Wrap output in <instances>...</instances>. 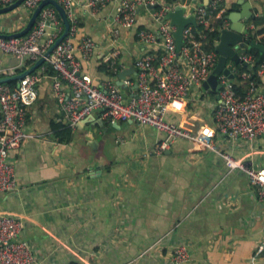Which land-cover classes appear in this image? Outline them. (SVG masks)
Instances as JSON below:
<instances>
[{"label": "crops", "instance_id": "1", "mask_svg": "<svg viewBox=\"0 0 264 264\" xmlns=\"http://www.w3.org/2000/svg\"><path fill=\"white\" fill-rule=\"evenodd\" d=\"M87 1L75 0L73 6L75 39L87 34L97 43L84 65L95 80L111 77L99 70L101 63L116 72L134 66L146 50H159V44L141 43L134 33L138 26L157 29L153 7L137 4L136 24L121 27L116 37L110 30L116 27L112 20L120 0L99 9ZM245 4L255 17L264 14V0H221L208 22L217 27L226 10L228 18ZM24 15L21 5L0 20L12 24ZM117 42L119 55L110 58ZM15 61L3 55L0 67ZM256 80L264 93V74ZM51 83L52 74L43 73L25 125L33 136L9 153L18 187L0 190V211L22 218L20 238L33 248L34 264H264V250L257 251L264 239V197L244 170H229L217 152L185 138L157 152L163 131L132 119L111 122L100 109L70 128V140H60L55 130L66 126ZM218 94L202 82L168 108L166 119L191 130L214 126ZM215 141L255 167L264 166V135L249 140L216 133ZM178 244L188 246V261H172Z\"/></svg>", "mask_w": 264, "mask_h": 264}, {"label": "built area", "instance_id": "2", "mask_svg": "<svg viewBox=\"0 0 264 264\" xmlns=\"http://www.w3.org/2000/svg\"><path fill=\"white\" fill-rule=\"evenodd\" d=\"M15 0H0V7ZM41 0H24L22 6L27 12L12 24L0 20V33H12L26 24L34 8ZM66 9L70 19L68 34L55 46L47 60L51 63L52 93L62 110L59 118L66 126L74 128L77 122L100 109L103 118L135 120L150 124L165 133L156 151L163 152L177 138H185L217 152L224 159L229 170H244L259 187L258 193L264 197V166L255 167L247 160L222 149L215 141V134L226 137H243L249 140L264 135V93L257 90L258 81L253 73L244 70L240 73L244 90L238 91L234 81L225 73H220V101L213 110L214 126L202 124L191 130L166 119L171 105L178 104L188 96L192 87L201 85L213 71L218 52L204 46L209 31L216 27L208 22L209 13H217L221 0H210L207 4L186 3V12L196 16L197 26L192 24L183 31L184 43L180 50L174 36L176 27L164 19L166 11L173 4L161 0H120L116 6L110 34L118 37L122 28H131L137 22V4H156L151 16L157 23V29L143 26L135 28L136 38L145 44H159V50L149 49L134 59L136 77L128 74L123 78L125 89L111 77L95 80L84 67L96 50V41L87 34L76 40V19L73 6L75 0H58ZM109 0H88L87 5L99 9ZM20 5V6H21ZM229 26L228 18L222 28ZM63 22L52 4H45L30 30L20 36H0V59L3 55L16 58L13 65L0 67V76L7 71L21 68L35 61L63 31ZM255 27L249 23L245 28V37L249 40V30ZM221 28V29H222ZM220 29V30H221ZM254 40L264 43V36L256 35ZM119 55L117 42L110 52V58ZM241 60L254 62V55L240 52ZM231 62L227 65L230 67ZM30 66V64H29ZM27 66V67H29ZM231 68V67H230ZM124 69V67H122ZM43 70V68H42ZM233 71V69H231ZM118 70L116 71V73ZM264 74V58L257 76ZM43 76L41 71H33L20 79L19 86L11 87L0 83V190L12 191L18 187L14 163L9 158L11 150L18 148L25 139L33 136L25 129L29 106L38 95L37 84ZM23 228L21 217L0 211V264H34L36 254L31 245L20 238ZM264 250V239L257 244V251ZM190 251L186 244H178L172 251V261H188Z\"/></svg>", "mask_w": 264, "mask_h": 264}, {"label": "water", "instance_id": "3", "mask_svg": "<svg viewBox=\"0 0 264 264\" xmlns=\"http://www.w3.org/2000/svg\"><path fill=\"white\" fill-rule=\"evenodd\" d=\"M24 0H15L12 3L1 6L0 14L7 13L11 10L19 7ZM45 4H52L62 22H63V31L61 34L55 39V41L48 47V49L41 55L38 59H36L29 67H26L22 71H19L10 75H2L0 76V83H6L10 80L17 81V86H19L20 79H22L26 74L33 72L36 68H38L43 62L47 60L55 46L68 34L70 29V19L68 17L67 11L65 7L58 0H41L38 5L34 8L31 15L29 16L26 24L18 31H14L12 33H0V36L10 37V36H20L26 34L30 28L35 23L38 14L41 8ZM151 7L157 6L156 4L150 5ZM255 15H252L251 9L248 8V4L242 6L240 11H232L228 16V20L231 21L228 27L222 28L220 30L219 39L215 44V50L218 52V61L213 69V71L209 74L208 78L203 82L204 84H210L212 90L215 92H219L220 83L218 80V76L220 73L227 74L230 78H234V72L227 65L229 62L235 61L238 63H243L249 65L250 63L244 62L240 57V49H250L257 48L261 52H264V43L257 40H248L245 37V28L247 22L250 19L254 18ZM164 19H168L172 25L176 27L174 31V36L177 44V49L180 50L184 40H183V31L185 27L192 24L197 26L196 16L193 13L186 12V6L184 4H175L173 7H170L165 15ZM135 66L126 67L118 71L117 74V83L122 87H125L123 78L126 75L131 73H136ZM220 98V95H217Z\"/></svg>", "mask_w": 264, "mask_h": 264}, {"label": "trees", "instance_id": "4", "mask_svg": "<svg viewBox=\"0 0 264 264\" xmlns=\"http://www.w3.org/2000/svg\"><path fill=\"white\" fill-rule=\"evenodd\" d=\"M169 2H172V4L174 2H176L177 0H167ZM175 4V3H174ZM221 7V6H220ZM229 13V10H226L221 17L218 18L217 20V27L212 30L209 31L207 33V37L206 39H204V46L208 49H215V44L217 43L218 39H219V34H220V29L222 28V24L224 23L225 19H227V15ZM249 23H254L255 27L253 29H250L248 32L249 34V40H252L256 35H260V36H264V14L260 17H254L252 19L249 20ZM202 27L201 24L197 25V29H200ZM242 52H249L252 53L254 55V62L251 63L250 65H246L243 63H238L235 61L233 62V72H234V78H232V80L235 83L236 88L238 89V91H242L244 89V83H239V81H242L240 73L244 70H250L252 71L253 75L256 77L257 75V69L262 61V59L264 58V52H261L259 49L257 48H250V49H242ZM33 63L32 60L29 61V63H27V65H25L24 67H22V69H25L27 66H29V64ZM41 68H43V73L45 74H53L55 71L52 68L51 63L46 60L45 62H43L38 68H36L34 71L37 72L39 71ZM21 68H16L14 70L11 71H7L6 73H4L5 75L8 74H12V73H16L22 70ZM232 69V68H231ZM99 70L103 71L105 74L114 77L117 76L118 72L116 73L115 71H113L109 65H107L106 62L101 63L99 65ZM6 84H8L11 87H16L17 86V81L15 80H10L8 82H6ZM66 126V125H65ZM70 128L69 126L63 127L60 130H55V135H57L58 139L60 140H70L71 136H70Z\"/></svg>", "mask_w": 264, "mask_h": 264}, {"label": "rangeland", "instance_id": "5", "mask_svg": "<svg viewBox=\"0 0 264 264\" xmlns=\"http://www.w3.org/2000/svg\"><path fill=\"white\" fill-rule=\"evenodd\" d=\"M14 10H16V9H14ZM14 10H11V11H14ZM11 11H9V12H11ZM9 12H7V13H9ZM7 13H2V14H0V15H5V14H7Z\"/></svg>", "mask_w": 264, "mask_h": 264}]
</instances>
